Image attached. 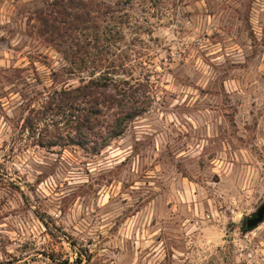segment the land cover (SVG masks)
I'll return each instance as SVG.
<instances>
[{"label": "rangeland", "instance_id": "rangeland-1", "mask_svg": "<svg viewBox=\"0 0 264 264\" xmlns=\"http://www.w3.org/2000/svg\"><path fill=\"white\" fill-rule=\"evenodd\" d=\"M54 3L0 0V264H264V221L246 229L264 203V0H64L61 26L98 30L100 57L41 31ZM98 62L142 83L147 112L100 152L36 144L26 105Z\"/></svg>", "mask_w": 264, "mask_h": 264}, {"label": "trees", "instance_id": "trees-1", "mask_svg": "<svg viewBox=\"0 0 264 264\" xmlns=\"http://www.w3.org/2000/svg\"><path fill=\"white\" fill-rule=\"evenodd\" d=\"M63 3L64 0H55L56 8L49 12L41 11L40 29L52 41L58 36L70 38L72 50L83 49L88 55L91 51L88 45L91 43L84 44L79 36L67 35L68 30L74 27L61 26L68 21ZM100 40L101 35L97 30L91 48L98 57L104 50ZM100 65L98 62L93 69L99 71ZM111 68L100 70L99 77L92 72L89 79H83L77 86L54 88L34 97L26 105L24 127L32 134L35 143L49 149L78 146L91 152H100L114 138L121 136L134 118L147 112L148 105H144L145 102L138 96L142 83L116 80L109 71ZM131 105L133 108L129 109Z\"/></svg>", "mask_w": 264, "mask_h": 264}, {"label": "water", "instance_id": "water-1", "mask_svg": "<svg viewBox=\"0 0 264 264\" xmlns=\"http://www.w3.org/2000/svg\"><path fill=\"white\" fill-rule=\"evenodd\" d=\"M264 221V203L247 219V228L252 230Z\"/></svg>", "mask_w": 264, "mask_h": 264}]
</instances>
